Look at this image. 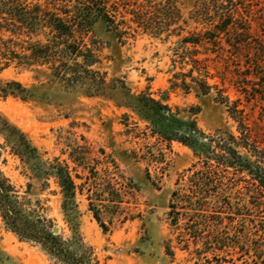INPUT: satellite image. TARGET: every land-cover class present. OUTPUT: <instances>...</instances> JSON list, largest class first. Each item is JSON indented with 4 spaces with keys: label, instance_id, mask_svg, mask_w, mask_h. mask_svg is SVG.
I'll use <instances>...</instances> for the list:
<instances>
[{
    "label": "rangeland",
    "instance_id": "374dc122",
    "mask_svg": "<svg viewBox=\"0 0 264 264\" xmlns=\"http://www.w3.org/2000/svg\"><path fill=\"white\" fill-rule=\"evenodd\" d=\"M176 1L183 19L188 21L182 23V37L201 31L203 26L190 20L198 0ZM256 3L264 6L261 0ZM129 18L127 15L126 20ZM129 32L126 42L120 43L100 26L95 28L101 63L92 69L107 83L119 79L133 93L148 91L160 98L166 92L172 107L199 108L193 118L206 135L214 136L219 130L238 135V124L231 116L235 103L244 110L251 127L264 128V101L246 98L230 62L215 54L199 55L209 57L213 75L209 82L218 85L228 100L215 89L205 96L194 90H172L174 75H187L191 69L180 57L185 52L177 43L180 37L165 39V34L155 38L141 31ZM36 69L13 64L0 72L2 85L19 82L33 96L22 99L0 93V116L26 135L42 162L59 159L68 164L76 184L83 189L77 193L75 211L63 210V195L55 179L35 177L30 165L12 153L2 133L0 171L15 187L24 209L58 228L54 234L65 242L77 264H264V255L253 263V253L242 255L237 248L215 250L200 257L196 251L203 249L202 244L189 241L185 249L192 227H185L188 221L183 216L173 226L168 214L172 193L182 187L191 175L189 169L199 161L190 147L177 141L160 143L146 130L145 122L129 109L119 108L116 100L90 97L81 88L66 90L48 77L46 67L39 68L41 72ZM186 82L191 83L190 77ZM186 115L187 111L182 113ZM248 186L239 177L230 186L228 195L240 213L233 215L237 218L234 223L239 225L238 231L245 227V232L260 235L256 225L264 224V210H255L249 204ZM91 201L108 232L104 233L90 211ZM223 217V225H229L228 215ZM220 235L225 236L224 231ZM168 241L173 257L167 253ZM204 256L209 263H205ZM0 264L64 263L39 244L21 240L6 228L0 215Z\"/></svg>",
    "mask_w": 264,
    "mask_h": 264
},
{
    "label": "trees",
    "instance_id": "16d2710c",
    "mask_svg": "<svg viewBox=\"0 0 264 264\" xmlns=\"http://www.w3.org/2000/svg\"><path fill=\"white\" fill-rule=\"evenodd\" d=\"M255 2L258 0H198L190 20L203 29L182 37V23L188 21L183 19L176 0H0V72L13 64L37 68V72L46 67L50 71L48 77L66 90L81 88L90 97L116 100L119 108L129 109L145 122L146 130L160 143L177 141L190 147L199 161L189 169L191 175L182 187L172 193L168 214L171 224L177 226L181 216L187 219L185 227H192L193 233L185 242V249L189 248V241L202 244L203 249L196 251L199 257L215 250L237 248L242 255L253 253L254 263L264 255V224L260 221L256 225L260 235L245 232V227L238 231L233 215L240 214L239 207L228 194L234 179L239 177L249 185V204L255 210H264V128L251 127L244 110L235 103L231 116L238 124V135L221 130L214 136L206 135L193 118L199 108L172 107L166 92L160 98L148 91L133 93L119 79L107 83L92 67L101 63L96 27L120 43L126 42L129 30L155 38L164 34L165 39L177 36L178 45L185 51L180 56L182 62L190 64L191 69L187 75H174L170 81L172 90H194L205 96L215 89L222 99L228 100L218 85L209 82L213 78L209 57H199L210 53L234 66L237 83L246 98L264 101V6ZM187 77L191 83L186 82ZM2 83L0 79L3 97H33L31 90L19 82ZM185 111L188 115L183 117ZM0 133L11 144L12 153L30 165L35 177L55 179L63 195V210L74 212L77 193L83 189L76 184L68 164L59 159L42 162L26 135L1 116ZM89 207L104 233L108 232L92 201ZM0 215L6 228L21 240L39 244L64 264H77L65 242L54 234L53 223L24 209L15 187L1 171ZM224 215H228L229 225H223ZM222 231L225 236L220 235ZM167 253L174 256L170 241ZM203 258L205 263L210 262L206 256Z\"/></svg>",
    "mask_w": 264,
    "mask_h": 264
},
{
    "label": "water",
    "instance_id": "95a60500",
    "mask_svg": "<svg viewBox=\"0 0 264 264\" xmlns=\"http://www.w3.org/2000/svg\"><path fill=\"white\" fill-rule=\"evenodd\" d=\"M53 232L56 234V233H58V228H54L53 229Z\"/></svg>",
    "mask_w": 264,
    "mask_h": 264
}]
</instances>
